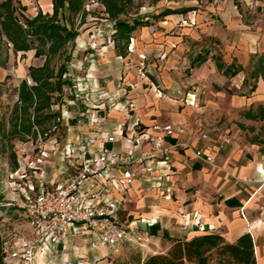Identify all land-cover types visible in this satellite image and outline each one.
<instances>
[{
  "label": "crops",
  "instance_id": "0c3cea01",
  "mask_svg": "<svg viewBox=\"0 0 264 264\" xmlns=\"http://www.w3.org/2000/svg\"><path fill=\"white\" fill-rule=\"evenodd\" d=\"M222 4L210 7L221 17L226 14ZM48 5L52 11V0ZM154 34H158L161 57H146L143 42L131 35L129 51L139 52L141 57H98V65L92 69L102 87L113 90L121 81L126 84V97L135 103L127 110L113 107L108 121L140 118L143 125L165 121L177 129L166 141L169 168L157 167L152 184L139 178L127 188L119 219L132 224L147 242L137 253H123V260L141 264L151 254L166 252L174 241L196 235L218 233L234 243L250 233L256 264H264V34L253 32V38L243 41L245 45L238 44L234 57L218 61L216 57L204 61L202 57H175L182 46L179 38L164 31ZM116 42L105 44L102 50L110 52ZM218 62L224 67L219 68ZM145 67L151 75L145 73ZM184 68L189 70L184 72ZM246 77L254 79L253 85L246 86ZM191 98L194 104L186 101ZM68 108L74 136L89 131V124L80 121L78 107ZM203 132L212 139H202ZM61 133L45 140L50 160H55L51 143L61 142ZM197 148L212 155L213 162L198 158ZM163 156L158 154L159 159ZM88 238L80 236L78 243L85 245ZM135 242L127 240L114 252L100 247L93 253L100 254L101 264H113L124 245Z\"/></svg>",
  "mask_w": 264,
  "mask_h": 264
},
{
  "label": "built area",
  "instance_id": "2783aa9c",
  "mask_svg": "<svg viewBox=\"0 0 264 264\" xmlns=\"http://www.w3.org/2000/svg\"><path fill=\"white\" fill-rule=\"evenodd\" d=\"M112 41L109 37L108 42ZM85 44L78 43L79 47ZM97 65L98 57H72L67 64L61 102L56 105L59 124L54 127L64 137L51 143L55 160L45 153V140L51 136L47 132L18 157L16 184L23 192L21 206L33 234L5 241L8 264H101L100 254L93 253L100 247L114 252L127 240H143L118 214L128 187L139 178L152 184L157 167L169 168L166 141L177 129L165 121L143 125L140 118L108 121L113 107L127 110L135 103L126 97L122 81L113 90L102 87L92 71ZM186 101L195 103L194 98ZM70 105L78 107L80 121L90 127L76 137L69 122L73 118ZM201 138L212 139L206 132ZM160 153L164 154L161 159ZM195 155L214 160L203 148H197ZM80 236L89 237L85 245L78 243Z\"/></svg>",
  "mask_w": 264,
  "mask_h": 264
},
{
  "label": "rangeland",
  "instance_id": "374dc122",
  "mask_svg": "<svg viewBox=\"0 0 264 264\" xmlns=\"http://www.w3.org/2000/svg\"><path fill=\"white\" fill-rule=\"evenodd\" d=\"M128 16L143 19L137 31L131 35L143 42L146 57H161L158 51V34L156 31H164L165 35L179 38L182 46L180 55L175 57H234L238 44L245 45L243 41L249 40L253 32L264 34V0H134ZM50 0H14L17 7V15L23 17H35L39 11H49ZM53 3V2H52ZM222 4L225 15L216 9H210L214 4ZM169 11L175 12L170 13ZM238 11V12H237ZM169 13V14H167ZM71 25L78 31V36L69 41L58 52L50 57V67L56 72L63 68L61 74L62 87L51 93L50 105L40 111L34 107L25 113L19 100V86L23 79H28L30 66L41 67L46 62V55H36L35 49L26 52L13 53L4 41H0V229L7 243H11L15 235L26 234L32 236L33 228L22 209L23 192L18 188V177L15 172L18 169V157H23V150L40 136L47 133H55L54 127L59 124L57 118L59 111L57 106L61 102L64 90V72L67 64L73 57H141V53H130L129 45L124 40L118 39L112 33L113 22L108 18L102 6L97 0H89L85 14L72 18ZM115 29L117 30L116 26ZM96 36V37H95ZM111 37L116 42V47H111L110 52H104L102 47L109 43ZM228 45H224L222 40ZM91 41V42H89ZM86 42L83 47L78 43ZM93 43V44H92ZM140 45V44H139ZM147 45H149L147 47ZM152 45V46H150ZM141 48V47H139ZM138 49V45L136 46ZM126 54L120 55L122 51ZM145 57V56H144ZM190 65L188 62L187 66ZM251 68V67H250ZM189 70V69H187ZM184 68V72L187 71ZM146 74L151 75L144 68ZM153 77V78H152ZM153 81L159 85L152 75ZM57 78L51 79L56 81ZM246 86L253 85V78H245ZM18 115V129L22 123L33 124L29 133L15 130L14 121ZM40 123H37V120ZM29 148V147H27ZM143 239L135 243H127L122 248L113 264H125L123 253H137Z\"/></svg>",
  "mask_w": 264,
  "mask_h": 264
},
{
  "label": "trees",
  "instance_id": "16d2710c",
  "mask_svg": "<svg viewBox=\"0 0 264 264\" xmlns=\"http://www.w3.org/2000/svg\"><path fill=\"white\" fill-rule=\"evenodd\" d=\"M88 1L52 0V14L39 11L35 17H23L22 20L16 13L14 0H0V41H4L15 54L35 49L36 55L47 56L43 66H30L29 76L33 83L27 78L20 83L19 100L25 113L31 107L37 111L49 107L51 93L61 89V74L64 69L55 73L49 60L52 54L78 36L71 20L85 14ZM97 1L104 6L108 18L115 22L118 44L120 45V40H124L128 45L131 34L144 24L143 19L128 16L135 1ZM121 54H126V51ZM198 57H202L201 61H204L207 56ZM218 67L223 68L224 64L218 62ZM236 72L233 71V74ZM53 78L57 80L51 81ZM18 120L16 115L15 130L29 133L33 124L24 122L19 130ZM37 123L41 124L39 119ZM0 264H8L5 258V237L1 229ZM141 264H256L254 241L250 233L243 234L234 243L227 242L218 233L196 235L190 239L174 241L166 252L151 254Z\"/></svg>",
  "mask_w": 264,
  "mask_h": 264
}]
</instances>
